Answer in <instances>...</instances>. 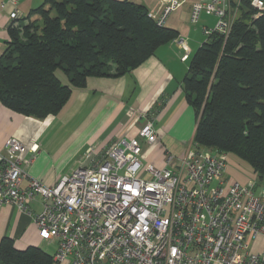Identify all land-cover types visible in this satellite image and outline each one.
<instances>
[{
  "label": "built area",
  "instance_id": "built-area-1",
  "mask_svg": "<svg viewBox=\"0 0 264 264\" xmlns=\"http://www.w3.org/2000/svg\"><path fill=\"white\" fill-rule=\"evenodd\" d=\"M264 10V0H247ZM158 24L184 0H160ZM242 0L192 4L189 21L217 16L206 35H227ZM16 18V11L10 13ZM13 20V22H14ZM179 45L187 49L183 41ZM188 58V52L181 60ZM155 116V115H154ZM151 114L138 135L101 152L89 145L79 165L52 185L27 175L30 146L15 137L0 149V206L26 211L41 241L55 244L52 264H264V182L246 185L225 174L226 153L193 144L174 166L143 163L140 139L158 140ZM33 157V156H31ZM27 177L28 183L21 186ZM39 206L33 212L29 205Z\"/></svg>",
  "mask_w": 264,
  "mask_h": 264
},
{
  "label": "trees",
  "instance_id": "trees-1",
  "mask_svg": "<svg viewBox=\"0 0 264 264\" xmlns=\"http://www.w3.org/2000/svg\"><path fill=\"white\" fill-rule=\"evenodd\" d=\"M241 4L228 34L207 35L189 58L181 88L193 144L235 154L264 181V10L253 17ZM25 20L8 27L0 103L35 118L58 113L88 77L123 76L177 36L130 0H42ZM0 264H52V254L4 236Z\"/></svg>",
  "mask_w": 264,
  "mask_h": 264
},
{
  "label": "crops",
  "instance_id": "crops-1",
  "mask_svg": "<svg viewBox=\"0 0 264 264\" xmlns=\"http://www.w3.org/2000/svg\"><path fill=\"white\" fill-rule=\"evenodd\" d=\"M41 1L0 0V55L14 20L10 13L16 11L15 23H25L30 10ZM130 1L143 4L152 13L159 12L162 6L160 0ZM196 1L203 0H184L166 16L164 26L177 32L174 39L159 45L123 76L88 77L84 87L72 90L58 113L35 118L0 103V149L8 137L28 146L38 145L35 154H26L28 163L23 166L28 178L52 185L60 175L79 165L89 145L101 152L117 139L136 137L153 114L158 140L147 144L140 139L141 160L162 166L171 155L168 165H176L190 146L196 127V117L181 88L182 80L189 58L206 39L202 26L209 27L212 16L201 13L198 22L191 23L190 9ZM179 41H183L186 50ZM187 52L188 58L182 61L181 56ZM28 178L22 180L21 186L28 183ZM29 208L33 212L39 210L35 203ZM4 236L11 237L18 249L41 246L32 217L13 205L0 206V240Z\"/></svg>",
  "mask_w": 264,
  "mask_h": 264
},
{
  "label": "rangeland",
  "instance_id": "rangeland-1",
  "mask_svg": "<svg viewBox=\"0 0 264 264\" xmlns=\"http://www.w3.org/2000/svg\"><path fill=\"white\" fill-rule=\"evenodd\" d=\"M210 18L211 20L209 23L210 24L209 28H213L217 23V16L212 14ZM204 35L207 36L206 34ZM63 82L67 83V80L65 79V77H63ZM225 164H226L225 174L230 179V181H237L241 185H246L250 183L251 181L257 179V176L255 175L251 165L247 163L246 161L241 160L233 153H226ZM259 180L261 181V179ZM262 182L264 181L262 180ZM40 243H41L40 247L44 249L46 252L51 253V254L54 252L55 244L47 243L44 241H40Z\"/></svg>",
  "mask_w": 264,
  "mask_h": 264
}]
</instances>
